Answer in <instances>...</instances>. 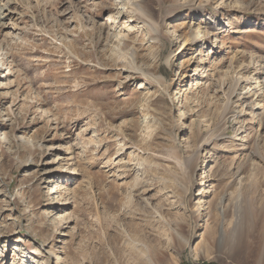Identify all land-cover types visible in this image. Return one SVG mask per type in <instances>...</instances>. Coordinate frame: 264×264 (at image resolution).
I'll return each mask as SVG.
<instances>
[{
	"label": "rangeland",
	"instance_id": "374dc122",
	"mask_svg": "<svg viewBox=\"0 0 264 264\" xmlns=\"http://www.w3.org/2000/svg\"><path fill=\"white\" fill-rule=\"evenodd\" d=\"M0 10V264H264V0Z\"/></svg>",
	"mask_w": 264,
	"mask_h": 264
},
{
	"label": "bare ground",
	"instance_id": "6f19581e",
	"mask_svg": "<svg viewBox=\"0 0 264 264\" xmlns=\"http://www.w3.org/2000/svg\"><path fill=\"white\" fill-rule=\"evenodd\" d=\"M2 12L3 11H1L0 10V18H2L3 16H1L2 15ZM193 34H195V33H193ZM194 37H197V34L194 36ZM195 39V38H194ZM252 106H253V104H249L247 107L250 109V108H252ZM210 139V138H209ZM209 139H207V141L209 140ZM205 140V139H204ZM206 141V140H205ZM204 142V141H203ZM199 152V151H198ZM197 158V155H196V153L192 156V157H190V165H193V166H196L195 165V159ZM34 253H36V252H34Z\"/></svg>",
	"mask_w": 264,
	"mask_h": 264
}]
</instances>
